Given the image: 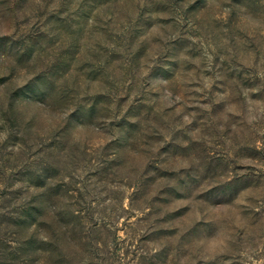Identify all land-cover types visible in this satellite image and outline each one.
<instances>
[{
    "label": "rangeland",
    "instance_id": "obj_1",
    "mask_svg": "<svg viewBox=\"0 0 264 264\" xmlns=\"http://www.w3.org/2000/svg\"><path fill=\"white\" fill-rule=\"evenodd\" d=\"M0 264H264V0H0Z\"/></svg>",
    "mask_w": 264,
    "mask_h": 264
}]
</instances>
